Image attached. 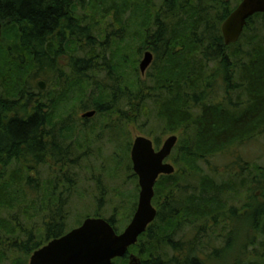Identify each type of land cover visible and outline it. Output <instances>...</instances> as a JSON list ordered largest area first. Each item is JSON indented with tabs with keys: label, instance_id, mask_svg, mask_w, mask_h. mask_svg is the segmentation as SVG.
I'll return each instance as SVG.
<instances>
[{
	"label": "trees",
	"instance_id": "16d2710c",
	"mask_svg": "<svg viewBox=\"0 0 264 264\" xmlns=\"http://www.w3.org/2000/svg\"><path fill=\"white\" fill-rule=\"evenodd\" d=\"M95 1L88 7L90 13L98 16L99 23L112 17L117 39L133 33L132 24L124 20L128 10L138 30H148L155 19L149 47L169 59L156 82L162 100L157 102L154 96L153 102L163 129L182 131L187 140L175 147L180 164L174 161L175 173L156 182L155 220L127 255L112 264H130L129 253H134L138 264H264V166L250 169L239 156L224 167L214 163L225 155L231 158L233 148L264 136V48L258 44L251 54H226L243 33L236 43L224 45L220 27L230 11L218 4L220 12L210 15L206 0H165L159 8L165 13L162 20L160 13L156 18L150 14L148 0L136 3L133 11V0ZM83 3L0 0V86L4 90L0 96V214L10 209L16 198L13 191L22 185L20 172L6 176L10 162H23L25 172L33 168L28 165L31 161L37 165L49 157L61 162L54 138L62 132H55L54 122L68 119L73 107L106 114L122 112L123 102L139 106L141 98L127 87L131 83L120 76L121 69L104 56L99 62L95 40L81 13ZM178 16L173 26L172 19ZM255 19H260L264 30V14H256L243 32ZM184 40L188 46L181 44ZM175 42L183 48L172 52ZM207 63L214 66L208 73ZM98 67L104 70L102 81L93 76ZM37 80L56 92L38 99L30 92ZM239 90H244V102L233 103L231 96ZM46 123L51 124L49 131ZM154 143L158 146L157 140ZM235 166L238 172L233 171ZM34 183L27 177L26 186L36 194ZM52 183L41 199L45 210L47 204L55 207L43 225V242L0 217V264L7 260L27 264L34 251L66 234L65 199L56 198ZM106 221L118 229L114 217Z\"/></svg>",
	"mask_w": 264,
	"mask_h": 264
},
{
	"label": "rangeland",
	"instance_id": "374dc122",
	"mask_svg": "<svg viewBox=\"0 0 264 264\" xmlns=\"http://www.w3.org/2000/svg\"><path fill=\"white\" fill-rule=\"evenodd\" d=\"M144 1L147 0H133L132 2L135 3H132L130 9ZM148 1L151 6L150 14L156 18V15L160 13L162 20L165 13L161 12L159 8L165 0ZM240 1L220 0L215 3L211 0H206L205 3L208 7L212 8L210 15L214 16L220 12L217 8L218 4L231 13ZM95 2V0H85L81 13L84 14L85 22L89 25L88 28L95 40L96 53L100 55L99 62L101 63L104 56L108 59V62L113 63L114 68L117 66L121 69L118 72L120 76L131 83L127 87H132L134 93L138 94L137 97L141 98V100L137 108L135 104L128 105L123 102L121 105L122 112L95 113L89 119L81 118V115L86 111L79 112V110H76L77 107H73L74 112L71 111L68 119L54 122L56 123L54 125L56 127L54 128L55 132H62L60 135L57 133L54 138L62 156L61 162H55L49 157L37 165L31 161L28 164L33 167L30 172L21 171L23 162L16 163L15 160L10 162V166L5 171L6 176H10L11 172H20L22 185L15 188V192L12 190L13 195H15L14 198L16 197L14 203H12L9 210H5L4 213L0 214V217L7 220L13 227L22 228L24 231L33 233L37 242H43V225L48 220L49 213L54 205L47 204V210H45L46 205L41 202L45 190H47L46 187L49 188L50 182H54L52 184L56 187V198L65 199L63 215L65 217L66 233L79 227L86 218H96V216L104 220L114 217L118 226L116 232L121 233L131 221L137 206L139 194L137 177L133 173L130 160V151L134 139L138 136L150 139L153 142L155 150H158L163 142L172 135L177 137L176 146L187 141L186 135L182 131L169 133L163 129V123L159 120V111L155 102H153L152 97L155 96L154 99L157 100L158 97L160 98L163 95V92L156 90L158 89L156 82L160 71L164 70L169 59L163 54L157 56L149 47L148 39L156 30L155 25L152 23L155 19H151L152 21L148 30H138L131 23L132 13L131 10H128L124 15V20L132 24L130 25V29L133 33L122 40L117 39L119 37L117 34L118 28L113 24L112 17L99 23L98 16L90 13V5ZM180 18L172 19L173 26ZM133 21H136V19L133 18ZM252 23L243 32L242 38L236 45L227 49L226 54H237L238 52H240L239 54H251L253 48L258 44L264 48V30L261 28L260 19H255ZM184 41L181 44L188 46L189 43ZM181 44L175 42L172 45V52L182 49ZM147 51L153 54V60L145 73L141 74L139 64L144 53ZM76 52L79 51L77 50ZM161 53L164 52L162 51ZM77 54L81 56V54ZM212 67H214L212 63H207V73ZM96 71V75L92 74L94 79L102 81L104 70L98 67ZM235 72L238 77V70ZM38 81L40 80L35 81V87L30 91L38 99H45L51 93L56 92L53 86L49 87L44 81V90L38 89L36 87ZM129 91L128 88L127 92ZM3 93L4 90L0 86V96ZM244 99V90L236 91L231 96L233 103L244 102ZM161 100L158 99L157 102H161ZM88 111L91 110L89 109ZM45 126L49 131L51 124L46 123ZM68 129L72 134L69 133ZM155 140H157L158 146L155 145ZM47 141L48 138L46 139ZM128 147V152H126ZM172 152L166 162L173 165L175 169L174 161L179 166L180 164L178 156H176V148ZM230 152L234 153L233 157L231 156L230 158L225 155L213 162L218 166L224 167L231 162L235 163L239 156L243 163L249 164L250 169L264 166V136L251 140L243 146L233 148ZM204 171L207 173L205 167ZM233 171L238 172V167L235 166ZM244 172L248 171L245 170ZM27 177L34 180L35 186L33 189H36V194L35 191L33 193L32 189L26 186ZM34 196H38V199L33 198ZM135 203V209L132 211ZM49 205H51L50 208ZM153 206L155 207L154 204ZM131 254L133 255L134 253H129V255ZM30 256L28 257L27 264L29 263ZM4 264H9V261H5Z\"/></svg>",
	"mask_w": 264,
	"mask_h": 264
},
{
	"label": "water",
	"instance_id": "95a60500",
	"mask_svg": "<svg viewBox=\"0 0 264 264\" xmlns=\"http://www.w3.org/2000/svg\"><path fill=\"white\" fill-rule=\"evenodd\" d=\"M256 14H264V0H241L221 24L224 45L236 43L248 19ZM152 60L153 54L149 51L145 52L139 64L141 74L145 73ZM37 86L40 90H44L45 83L39 81ZM95 113V111L85 112L81 118H92ZM176 143L177 137L172 135L158 150H155L150 139L141 136L134 139L130 160L133 173L137 177L139 194L131 221L121 233H117L102 218H86L79 227L34 251L28 264H112L115 259L126 256L129 248L138 242V238L156 218L157 211L152 204L154 188L160 176H169L175 171L173 165L166 160ZM142 155L151 157V162H142ZM128 258L130 264H138L134 255H128Z\"/></svg>",
	"mask_w": 264,
	"mask_h": 264
},
{
	"label": "snow or ice",
	"instance_id": "6c2138e0",
	"mask_svg": "<svg viewBox=\"0 0 264 264\" xmlns=\"http://www.w3.org/2000/svg\"><path fill=\"white\" fill-rule=\"evenodd\" d=\"M141 159H142V162H143V161H149V162H151V157H147V156H145V155H142V156H141Z\"/></svg>",
	"mask_w": 264,
	"mask_h": 264
}]
</instances>
